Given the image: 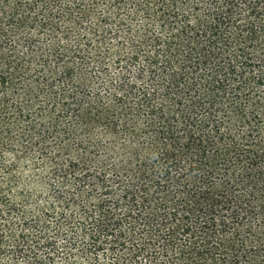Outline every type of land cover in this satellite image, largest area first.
Segmentation results:
<instances>
[{
  "label": "trees",
  "instance_id": "trees-1",
  "mask_svg": "<svg viewBox=\"0 0 264 264\" xmlns=\"http://www.w3.org/2000/svg\"><path fill=\"white\" fill-rule=\"evenodd\" d=\"M0 264H264V0H0Z\"/></svg>",
  "mask_w": 264,
  "mask_h": 264
}]
</instances>
